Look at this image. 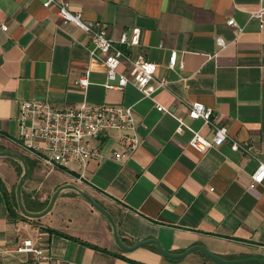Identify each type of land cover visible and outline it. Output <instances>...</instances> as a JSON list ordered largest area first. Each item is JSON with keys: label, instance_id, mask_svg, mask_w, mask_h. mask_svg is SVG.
Returning <instances> with one entry per match:
<instances>
[{"label": "crops", "instance_id": "obj_1", "mask_svg": "<svg viewBox=\"0 0 264 264\" xmlns=\"http://www.w3.org/2000/svg\"><path fill=\"white\" fill-rule=\"evenodd\" d=\"M63 1L83 21H98L110 37L140 28L141 43L133 53L154 62L155 77L166 79L167 86L151 98L131 84L106 88V67L89 58L90 38L78 25L63 23L42 0H0V152L23 158L16 143L18 112L30 100L131 105L140 140L125 163L91 161L83 185L61 169L54 170L68 181L36 184L39 170L30 156L24 194L39 195L48 205L61 187L81 189L109 213L126 246L153 239L170 253L201 245L225 260L264 258V186L250 176L257 160H264V0ZM172 51L182 69L168 68ZM87 68L90 84L82 90L77 79ZM118 70L130 77L125 63ZM189 102L211 108L215 123L252 155L231 150L228 141L205 151L189 147L191 133L174 132L177 118L212 137L202 120L187 117ZM155 103L169 113L157 111ZM119 133L106 136L103 153L117 148ZM10 154H0V264H36L33 253L17 249L23 240L44 249L43 264H222L200 250L182 258L164 256L156 244L122 250L106 217L73 190L62 191L42 217H26L14 205L21 163ZM54 170H46L44 178ZM10 205L25 218L11 216ZM77 209L88 219L72 214Z\"/></svg>", "mask_w": 264, "mask_h": 264}, {"label": "built area", "instance_id": "obj_2", "mask_svg": "<svg viewBox=\"0 0 264 264\" xmlns=\"http://www.w3.org/2000/svg\"><path fill=\"white\" fill-rule=\"evenodd\" d=\"M45 8L54 7L63 23L72 22L80 27L90 38L88 49L90 59H98L106 67L104 86L109 89H122L127 84L133 85L143 97L151 98L157 90L167 86V80L155 77L156 64L144 59L133 50L141 43V29L133 27L122 30L116 38L110 37L98 21H83L80 12L69 9L63 0H42ZM264 10V9H262ZM229 26H235L234 20H227ZM6 29V25H2ZM240 30V29H239ZM238 30V31H239ZM217 44L225 43L220 37ZM121 63L129 67V76L118 70ZM183 68L177 64V54L172 51L168 56V68ZM90 70L87 68L77 79V85L85 90L90 84ZM187 117L200 119L212 130L210 139L193 129L183 118H177L176 134L187 130L191 133L189 147L197 151L222 145L228 141L230 149L251 156L250 149L229 136L227 128L217 125L212 118V109L198 102L187 103ZM157 111L169 113L155 103ZM134 109L129 106H112L104 103L90 104L86 101L78 105L59 106L49 101L30 100L21 103L18 112V135L16 143L29 152L31 158L40 162L49 170L61 169L74 181L83 185L87 182L86 171L91 161L113 160L125 163L140 145L136 131ZM112 131H119L117 148L110 154L103 153V140ZM264 153V147H262ZM254 184L264 186V160H257L251 173ZM19 251L35 255L36 264H43L44 249L36 247L30 240H23Z\"/></svg>", "mask_w": 264, "mask_h": 264}, {"label": "water", "instance_id": "obj_3", "mask_svg": "<svg viewBox=\"0 0 264 264\" xmlns=\"http://www.w3.org/2000/svg\"><path fill=\"white\" fill-rule=\"evenodd\" d=\"M1 155H5V154H10V153H5V152H0ZM13 157L17 158L21 165H22V173L19 177V181L17 183V187H16V191H17V201H18V207L21 211V213L23 215H25L26 217H30V218H39L42 217L43 215H45L46 213H48L51 208L54 205V202L56 200V198L58 197V195L64 191V190H73L76 193H78L83 199H85V201H87L95 210H97L98 212H100L103 216L106 217V219L109 221L111 228H112V234H113V239L115 241V243L117 244V246L122 249V250H132L138 246H143V245H147V244H156L159 251L166 257L169 258H182L185 255L196 251V250H200L202 252H204L210 259L218 262V263H222V264H237V263H244V262H259L264 264V258H255V257H249V258H242V259H234V260H225L217 255H214L213 253H211L206 247L201 246V245H193L189 248H187L185 251H183L182 253H170L168 251H166L157 241L153 240V239H148V240H144L141 242H138L132 246H126L124 245L120 238L118 237V233H117V228H116V224L114 222V220L112 219V217L109 215V213L103 209L98 203H96L87 193H85L84 191H82L81 189L72 186V185H66L64 187H61L59 189H57L53 195L50 198V201L48 203V205L46 206V208L40 212H28L24 209L23 205H22V201H21V188L22 185L24 183L25 178L27 177V175L29 174V169L27 167L26 162L24 161L23 158H21L18 155L15 154H10Z\"/></svg>", "mask_w": 264, "mask_h": 264}, {"label": "rangeland", "instance_id": "obj_4", "mask_svg": "<svg viewBox=\"0 0 264 264\" xmlns=\"http://www.w3.org/2000/svg\"><path fill=\"white\" fill-rule=\"evenodd\" d=\"M17 151L23 157V159L26 162V164L28 163L27 167H28V169L30 168V171H29V174H28V176H29L30 173H31L32 167H33L29 152L25 151L21 147ZM36 164H37L36 166H37V168L39 170V173H38L39 177L36 179V180H38L37 182H35L36 184L41 182V185H43V187H46V186H49L50 184H55L56 182L64 181V180L68 181L70 179L62 171H57V170L56 171L55 170L52 171L51 174H49L47 177L44 178L45 172H46V170H49V168L44 166L40 162H37ZM19 166H21V168H22L21 164ZM35 201H37V203H39L38 196H36ZM16 205L18 206L17 197H16ZM35 206L38 207L39 205L38 206L35 205ZM69 211L70 210H68L67 212L63 213L62 216H64L65 214L69 213ZM72 214H76L77 216L82 217V218H87L88 217V215L83 210H80V209H77V210L73 211ZM52 215L54 216L55 213H53ZM53 216H48L47 220H49V218L52 219Z\"/></svg>", "mask_w": 264, "mask_h": 264}, {"label": "trees", "instance_id": "obj_5", "mask_svg": "<svg viewBox=\"0 0 264 264\" xmlns=\"http://www.w3.org/2000/svg\"><path fill=\"white\" fill-rule=\"evenodd\" d=\"M37 162V161H36ZM28 164V163H27ZM29 171H30V168H29ZM17 173H18V175L20 176L21 175V173H22V168H21V166H19V168H18V171H17ZM36 196H38V199H39V195H28V194H24V192H23V190H21V197H22V199H23V204H24V209L26 210V211H28V212H40V211H42V210H44L45 208H46V206H47V203H42L40 200H39V203H37V201H35V199H36ZM14 205H16V201H15V204ZM35 205H39L38 207H36ZM9 208H11V212H10V214H11V216H14V217H16L17 215H18V217H20V218H25V217H23L22 215H20V213L19 214H17L16 212L18 211V209H17V211H15L14 209H13V205H10V207ZM15 208V207H14ZM48 230H50V231H52V232H54L55 230H53V229H48Z\"/></svg>", "mask_w": 264, "mask_h": 264}]
</instances>
